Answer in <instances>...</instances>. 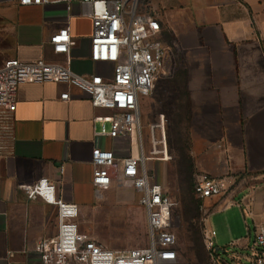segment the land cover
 <instances>
[{"label": "crops", "instance_id": "0c3cea01", "mask_svg": "<svg viewBox=\"0 0 264 264\" xmlns=\"http://www.w3.org/2000/svg\"><path fill=\"white\" fill-rule=\"evenodd\" d=\"M150 1L168 46L166 63L177 95L185 93L188 145L181 182L194 194L197 174L223 179V194L201 202L204 226L209 215L218 214L216 235L220 232L227 244L222 250L232 244L238 256H246L255 226L264 220V0ZM87 9L81 0L0 1V65L9 59L66 63L65 55L52 51L49 38L67 26L74 42L71 70L109 76L110 63L89 58L93 26ZM64 92L68 100L60 99ZM112 113L64 83L18 86L13 151L0 156V264H40L36 242L58 231L56 206L28 200L20 185L53 181L57 196L79 207L82 231L87 227L81 222L98 205L111 202L108 193L121 185L114 169L105 185H93L92 150H112L118 160L134 152L128 138L99 134L101 120L109 125ZM147 154L152 156L148 149ZM162 162L149 159L158 183L163 182Z\"/></svg>", "mask_w": 264, "mask_h": 264}, {"label": "built area", "instance_id": "2783aa9c", "mask_svg": "<svg viewBox=\"0 0 264 264\" xmlns=\"http://www.w3.org/2000/svg\"><path fill=\"white\" fill-rule=\"evenodd\" d=\"M3 1V0H0ZM21 5L45 4L51 0H18ZM70 2L71 0H58ZM92 20L89 58L95 63H110L111 74L79 75L70 68L73 40L67 26L53 33L49 42L55 54L66 56V63L43 59L21 62L9 59L0 65V156L13 151V112L16 91L22 83L54 82L74 86L86 93L94 107L111 110L107 125L101 120L99 134L130 140L128 157L118 160L112 150H92L93 185L102 187L111 169L119 184H128L139 194L147 220L146 246L127 250L110 249L82 231L78 224L79 207L56 194V185L40 178L20 189L28 200L40 199L57 208L58 231L38 240L34 251L40 264H176V234L165 226L164 214L173 207L170 194L149 172L151 157L145 150L141 127L140 102L149 96L155 82L166 75L168 48L161 40V26L147 0H81ZM70 98L68 92L61 100ZM162 153V149L160 148ZM162 158V156L160 157ZM226 190L223 179L208 174L194 177L193 193L200 201L220 196ZM216 232L204 228L203 244L209 263L219 264L215 247ZM252 254L245 264H264V220L255 226ZM238 264L241 261L238 258Z\"/></svg>", "mask_w": 264, "mask_h": 264}, {"label": "rangeland", "instance_id": "374dc122", "mask_svg": "<svg viewBox=\"0 0 264 264\" xmlns=\"http://www.w3.org/2000/svg\"><path fill=\"white\" fill-rule=\"evenodd\" d=\"M147 1L151 6V1ZM170 68L166 75L155 82L149 96L140 102L142 135L145 150L150 151L152 160L163 161V182L160 184L173 202V207L164 214V221L165 226L176 234V264H208L203 230L206 227L217 233L220 218L218 214L209 215L204 226L205 208L189 191L188 186H183L181 182V158L188 145L187 108L185 97L177 95ZM147 166L151 170L149 161ZM120 185L108 193L111 202L98 205L88 221L81 222V225L87 227L84 231L88 234H95L98 243L110 249L127 250L146 246L147 220L145 210L139 203L140 196L130 185ZM246 222L250 223L248 220ZM222 236L220 232L215 236V246L220 248L219 264H238V258L241 263H247V256L253 252V238L249 242L246 256H238V248L232 244L222 250L227 245L221 240Z\"/></svg>", "mask_w": 264, "mask_h": 264}, {"label": "trees", "instance_id": "16d2710c", "mask_svg": "<svg viewBox=\"0 0 264 264\" xmlns=\"http://www.w3.org/2000/svg\"><path fill=\"white\" fill-rule=\"evenodd\" d=\"M181 91V90H180ZM185 93H183L182 91L180 92V97H183ZM184 161V160H183Z\"/></svg>", "mask_w": 264, "mask_h": 264}, {"label": "bare ground", "instance_id": "6f19581e", "mask_svg": "<svg viewBox=\"0 0 264 264\" xmlns=\"http://www.w3.org/2000/svg\"><path fill=\"white\" fill-rule=\"evenodd\" d=\"M134 153L136 154V151Z\"/></svg>", "mask_w": 264, "mask_h": 264}]
</instances>
